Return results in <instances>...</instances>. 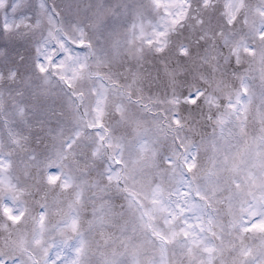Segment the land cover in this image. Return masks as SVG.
Instances as JSON below:
<instances>
[{
    "label": "snow or ice",
    "instance_id": "6c2138e0",
    "mask_svg": "<svg viewBox=\"0 0 264 264\" xmlns=\"http://www.w3.org/2000/svg\"><path fill=\"white\" fill-rule=\"evenodd\" d=\"M0 39V264H264V0H0Z\"/></svg>",
    "mask_w": 264,
    "mask_h": 264
},
{
    "label": "rangeland",
    "instance_id": "374dc122",
    "mask_svg": "<svg viewBox=\"0 0 264 264\" xmlns=\"http://www.w3.org/2000/svg\"><path fill=\"white\" fill-rule=\"evenodd\" d=\"M77 0H57V3H59L61 6H67L72 5L76 3ZM106 3H115L116 0H105ZM5 43L4 40L0 39V45H3ZM163 84V73L161 72V85Z\"/></svg>",
    "mask_w": 264,
    "mask_h": 264
}]
</instances>
